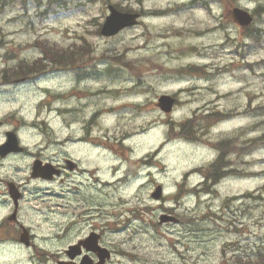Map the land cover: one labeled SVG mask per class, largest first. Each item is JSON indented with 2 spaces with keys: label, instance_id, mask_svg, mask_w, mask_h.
<instances>
[{
  "label": "rangeland",
  "instance_id": "rangeland-1",
  "mask_svg": "<svg viewBox=\"0 0 264 264\" xmlns=\"http://www.w3.org/2000/svg\"><path fill=\"white\" fill-rule=\"evenodd\" d=\"M107 4L143 16L103 37ZM65 49L77 61L54 65ZM39 60L23 84L0 78V144L13 129L29 153L0 158V221L23 226L0 235V264H60L93 227L106 264H264V0H0V74ZM35 157L80 167L62 199L30 177Z\"/></svg>",
  "mask_w": 264,
  "mask_h": 264
},
{
  "label": "water",
  "instance_id": "water-1",
  "mask_svg": "<svg viewBox=\"0 0 264 264\" xmlns=\"http://www.w3.org/2000/svg\"><path fill=\"white\" fill-rule=\"evenodd\" d=\"M109 11L110 15L106 17V20L101 28V34L105 36H112L116 34L118 31H120L122 28L132 26L136 24V19L139 17V14L136 13H121L117 11L114 7L109 6ZM232 15L235 21H237L241 26L248 25L251 21V17L247 14L246 11H243L238 8H234L232 10ZM163 111L169 112L172 108L173 105V99L169 96H161L158 99V104H157ZM18 151L19 149L17 148V141L14 136V134H9L8 136V141L0 147V152H9V151ZM34 166L35 172L32 174L33 176L41 175L43 177H48L50 172H48V169H42L40 170L38 168V164H35ZM161 196V187L158 186L156 190L152 193V197L155 199L160 198ZM169 220H174L172 217L169 216H161L160 221H169ZM20 241L24 242L25 244H28V236L27 232H24L21 235ZM87 243H90V239L86 240ZM89 248L96 250V248L88 246ZM100 253L98 254L99 256V262L95 264H103L105 258L109 257L107 251H103L102 249H99ZM78 252L77 251H72L70 253V257L73 258ZM81 264H91L90 260L83 259Z\"/></svg>",
  "mask_w": 264,
  "mask_h": 264
},
{
  "label": "flooded vegetation",
  "instance_id": "flooded-vegetation-1",
  "mask_svg": "<svg viewBox=\"0 0 264 264\" xmlns=\"http://www.w3.org/2000/svg\"><path fill=\"white\" fill-rule=\"evenodd\" d=\"M5 134H6V131H5ZM24 154H27L28 155L29 153H28L27 150H25V152L24 153H21V154H13V153H11V154H8V155H6L4 157H1L0 156V158L6 159L8 157L22 156ZM35 158L36 159H40V157H35ZM66 159H68V158L67 157H63L62 163L54 162L55 160L52 159V158L49 159V160H43V159H41L44 163L45 162L53 163L54 166H55V168H58L61 171V175H59V176H53V178L50 181V182H54L56 185L61 186V187H62V185H63L64 182H66L67 180H69L70 178H72V176L77 172V170L79 168L78 165H75V166L70 165V166H72V169L71 170H67V163H65V160ZM15 185L21 191L20 186H18L16 183H15ZM6 193H7V191L4 192V196H7L8 197V193H7V195H6ZM57 195L60 196L59 194H57ZM7 197L4 199V202L8 201ZM4 202H2V203H4ZM8 224H10L13 227H18V228H20L22 226L21 223L19 222V220L17 218H15V220H13V221H8V219L6 218L5 219V222L0 221V229H1V227H4L3 228V231L2 232L0 231V235L1 236L3 235L5 237H7L8 233H9L8 226H7ZM99 231L100 230L97 227H93V228H90L87 233L90 234V233H93L94 232V233L98 234V236H99L98 242L101 244V242H102V235H101V233ZM13 233H15V230H13ZM82 252H83V254L87 255L91 259H94V260L96 259V253H94L92 251H86V250H82Z\"/></svg>",
  "mask_w": 264,
  "mask_h": 264
},
{
  "label": "trees",
  "instance_id": "trees-1",
  "mask_svg": "<svg viewBox=\"0 0 264 264\" xmlns=\"http://www.w3.org/2000/svg\"><path fill=\"white\" fill-rule=\"evenodd\" d=\"M50 60L56 64V66H62V65H66L67 62H73V58L69 55L68 50H64L62 52H53V54H51L49 56ZM40 60L38 61L39 64H34L31 68L26 69V67L20 66L18 68V71H16V74L20 75V74H25L26 72H28L27 70H33L34 72H41L42 71V66L40 64ZM216 170H213L212 172V176H216ZM216 182V179L213 180V183Z\"/></svg>",
  "mask_w": 264,
  "mask_h": 264
},
{
  "label": "bare ground",
  "instance_id": "bare-ground-1",
  "mask_svg": "<svg viewBox=\"0 0 264 264\" xmlns=\"http://www.w3.org/2000/svg\"><path fill=\"white\" fill-rule=\"evenodd\" d=\"M115 106H117V105H115ZM119 107H121L120 105H119ZM124 107V106H123ZM126 107V106H125ZM120 109H123L122 107L120 108ZM98 143V141H95L94 143H93V145L91 146V145H88L87 143H85L86 144V146H87V148H93V147H97L96 146V144ZM84 144V145H85ZM84 147V146H83ZM82 169V168H81ZM95 171H97V169H95ZM81 173H84L85 175L87 174H89L90 173V170L89 169H87V168H85V169H82V172ZM83 175V174H82ZM115 175V174H114ZM114 175H112V177L114 176ZM86 177V176H85ZM89 178V177H88ZM109 183H111V182H109ZM113 184V183H112ZM113 188H115V186L113 187Z\"/></svg>",
  "mask_w": 264,
  "mask_h": 264
}]
</instances>
